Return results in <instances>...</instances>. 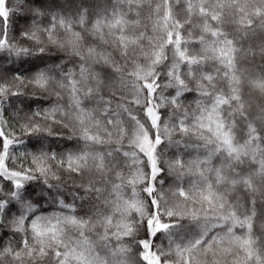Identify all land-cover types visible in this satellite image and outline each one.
Masks as SVG:
<instances>
[{
    "label": "snow or ice",
    "instance_id": "1",
    "mask_svg": "<svg viewBox=\"0 0 264 264\" xmlns=\"http://www.w3.org/2000/svg\"><path fill=\"white\" fill-rule=\"evenodd\" d=\"M25 4L0 0V264H264V0H31L13 35Z\"/></svg>",
    "mask_w": 264,
    "mask_h": 264
},
{
    "label": "trees",
    "instance_id": "2",
    "mask_svg": "<svg viewBox=\"0 0 264 264\" xmlns=\"http://www.w3.org/2000/svg\"><path fill=\"white\" fill-rule=\"evenodd\" d=\"M58 2L61 4H64V0H58ZM79 2H80V0H76L77 4ZM27 5H31V0H26V4L21 5L20 11L13 13L10 16V24H11L13 35H18L19 31L22 28H26L32 23V14L30 11H28ZM112 5H113V0H84V6L89 8L90 16L92 19H95L96 14L102 13L104 9H107L110 12ZM154 6L155 5L153 4L152 7H154ZM180 7L181 6H177V11H179ZM57 10L62 11L63 14H65V15H68L70 12L73 11V9L71 7H66V8L57 9ZM150 10L151 9L147 5H145L144 8L142 9V22L149 24V27H150V21L147 20V16L149 15ZM181 16H182V14H181ZM130 18H135L134 14H130ZM193 22L194 23L199 22L198 18L194 17ZM262 42H264V34H261L259 31L257 32L256 36L246 38L245 41H243L245 46H247L248 44H252L253 46H256ZM0 61H3L5 63L6 68L12 67L11 65H8L6 63V61H7V54L6 53L0 54ZM255 63L260 64V63H264V61H261L260 58L257 56ZM29 67L31 68L32 66H29ZM169 91H171V90H169ZM256 102L259 103L260 101L257 99ZM24 103L32 104V101L26 100V101H24ZM40 103L43 104L44 106H47L49 102L41 100ZM8 109L9 110L6 114V119L9 121V126L12 127L13 130L16 132V134L19 136V135H21L20 124L22 123V121L17 120L12 115V105L11 104L8 105ZM252 112H253V115H256V114H258V109H256L254 107L252 109ZM54 130L59 131L58 128L54 129ZM65 131H67V130H65ZM49 140L51 141L50 146L52 148H55L57 151H62L63 148L71 146L69 142L62 140V139L57 140L55 137H51V138H49ZM186 142L197 143V141H195V139H192L191 141H187V139H186ZM35 143H36V141H34V140L29 141V144H28L29 149H31ZM176 151L177 150L175 148H172L169 150L168 155L171 156ZM193 155H195L194 152H193ZM213 163L215 164L216 161H214ZM164 178H165V183L162 187H163L165 193L167 194V198L171 201L172 197H171V193H170L169 189L174 187L175 178H174V176H167L166 173L164 175ZM195 179H198V178L197 177H185L184 178V187L187 188L189 186V180H195ZM49 210H51V209H49ZM183 223L188 225L189 222L186 219L183 221ZM237 231L239 232V230H237ZM158 242L163 243L165 246H167V240L166 239H164L162 241H158Z\"/></svg>",
    "mask_w": 264,
    "mask_h": 264
}]
</instances>
